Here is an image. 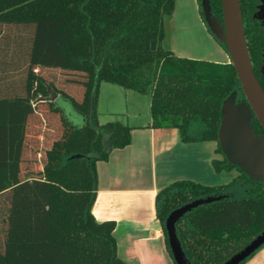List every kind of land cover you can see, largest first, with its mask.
Returning a JSON list of instances; mask_svg holds the SVG:
<instances>
[{"label":"trees","instance_id":"obj_1","mask_svg":"<svg viewBox=\"0 0 264 264\" xmlns=\"http://www.w3.org/2000/svg\"><path fill=\"white\" fill-rule=\"evenodd\" d=\"M209 3L222 22L220 0ZM239 3L253 72L264 91V78L260 70L256 73L264 52V32L253 19L256 2ZM174 8L175 0H0V31L30 27L23 64L17 52L0 51V264H126L117 255L115 223L97 222L91 212L96 164L128 146L132 130L118 122L98 123L101 83L148 95L150 128L177 129L187 144L216 142L221 154L222 102L233 91L237 102L245 97L230 63L181 58L162 48L164 21ZM45 63L49 71L64 74V81L48 82L40 73ZM21 71L23 84L13 86L14 74ZM48 87L70 102L82 123H70L54 102H36L49 96ZM39 118L44 131L38 138L47 148L33 149L30 139L29 171L24 167L28 127L31 136ZM50 119H57L56 128L49 127ZM251 125L255 136L264 139L255 117ZM212 165L218 173L236 170L238 175L216 186L175 181L155 197L170 253L167 216L194 200L225 196L176 224L191 264H223L264 230V183L250 181L223 156Z\"/></svg>","mask_w":264,"mask_h":264},{"label":"crops","instance_id":"obj_2","mask_svg":"<svg viewBox=\"0 0 264 264\" xmlns=\"http://www.w3.org/2000/svg\"><path fill=\"white\" fill-rule=\"evenodd\" d=\"M226 56L224 62L213 63L228 64ZM121 89L123 93L117 89H109V92L135 105L141 102L143 106L137 105L139 110H130L125 116L124 125L132 129L130 144L112 150L108 160L96 164L97 192L91 212L97 222L115 223L117 255L126 264H174L156 218V194L175 181L202 184L204 179H211V172L216 178L227 172L218 173L212 165L213 160H222L210 156L220 155L216 142L187 144L181 141L177 129L150 128V97L143 95L147 96L143 101L133 95L136 92ZM99 96L100 87L96 107ZM114 102L113 98L107 102L103 115H122L115 109ZM246 264H264V248Z\"/></svg>","mask_w":264,"mask_h":264},{"label":"water","instance_id":"obj_3","mask_svg":"<svg viewBox=\"0 0 264 264\" xmlns=\"http://www.w3.org/2000/svg\"><path fill=\"white\" fill-rule=\"evenodd\" d=\"M204 23L212 37L225 45L230 64L240 83L245 102H237L233 91L222 102L221 121L218 129V146L228 164L240 170L250 181L264 183V139L255 136L251 125L256 118L264 131V91L256 79L246 44L243 18L239 0H220L222 22L211 12L209 0H199ZM258 3L253 19L260 23L264 32V0ZM264 78V60L260 68ZM49 96L39 97L36 102H54L58 95L48 87ZM82 123V119L76 118ZM225 196L197 199L173 210L165 220L168 246L175 264H191L185 256L176 232V224L192 210L223 200ZM264 246V230L239 252L223 264H242Z\"/></svg>","mask_w":264,"mask_h":264},{"label":"rangeland","instance_id":"obj_4","mask_svg":"<svg viewBox=\"0 0 264 264\" xmlns=\"http://www.w3.org/2000/svg\"><path fill=\"white\" fill-rule=\"evenodd\" d=\"M205 23L201 17L200 9L197 0H175V8L171 17L165 19L164 21V30L165 38L161 43V46L165 50H170L174 52L177 57L187 58L191 60L206 61V62H224L227 57L226 51L218 44V42L212 37L209 31L205 28ZM206 29V30H205ZM30 35V27L23 26H5L1 27L0 31V51L6 52H17L18 61L22 63L23 60H26L27 57V43H25ZM52 59L55 55L53 51L50 52ZM257 64L256 73H259L260 67L262 65V58ZM24 63V62H23ZM22 63V64H23ZM230 63V61H229ZM228 63V64H229ZM21 64V65H22ZM49 64L45 63L44 67L41 70V74L44 78L55 85H59L60 82L64 81V74L49 71ZM52 72V73H51ZM24 73L21 71L20 74H14L12 78L13 86H21L24 80ZM261 82H264L263 79H260ZM109 89H117L119 93H123L121 88L118 86L102 83L100 86V96L96 107V116L97 121L100 124H105L108 122H118L122 125L126 123L125 116L127 112L130 114V110L135 112L139 110V106L142 108L143 104L140 102L138 104H133L131 101L126 102L121 100L120 95H113L109 92ZM54 101L56 107H58L63 116L73 125L78 124L76 118L78 117L74 110L72 109L70 102L62 98L59 94ZM115 97H112V96ZM135 97H139L143 101L147 100V96H143L138 93H134ZM115 99V109L121 111L122 115H103L102 110L106 107V104L111 99ZM119 100V101H118ZM130 102V103H129ZM131 104V105H130ZM140 108V109H141ZM142 111V110H141ZM142 119V116H141ZM36 120V121H35ZM34 120V124L31 128L30 136V125L28 127L27 135V161L25 162L24 167L30 171V139L32 141L33 149L38 151H45L47 148V142L39 140V134H43L44 128L43 123L39 118ZM58 125L57 119H50L49 127L54 129ZM49 128V129H50ZM43 129V130H42ZM46 130L51 134V132L46 128ZM40 142V143H39ZM211 158H222L220 154L217 157ZM33 167V166H32ZM34 168H40L38 163L34 164ZM208 174V173H207ZM206 175V174H205ZM237 175V171L233 170L232 172H227L225 176L215 177L212 172L210 180L204 179L202 185L205 186H216L227 184L233 177ZM264 248V247H263ZM248 262V261H247ZM246 262V263H247ZM245 263V264H246Z\"/></svg>","mask_w":264,"mask_h":264},{"label":"flooded vegetation","instance_id":"obj_5","mask_svg":"<svg viewBox=\"0 0 264 264\" xmlns=\"http://www.w3.org/2000/svg\"><path fill=\"white\" fill-rule=\"evenodd\" d=\"M256 2V1H255ZM258 5V3L256 2V5H255V12H256V6ZM260 24V23H259ZM261 58H262V63H263V60H264V52H262L261 54ZM262 66V65H261ZM261 68V67H260ZM252 121V120H251Z\"/></svg>","mask_w":264,"mask_h":264}]
</instances>
